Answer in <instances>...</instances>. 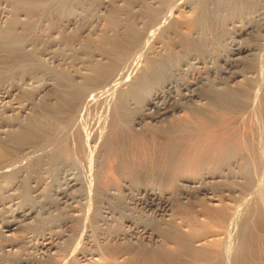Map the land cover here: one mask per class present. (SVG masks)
Returning a JSON list of instances; mask_svg holds the SVG:
<instances>
[{"label": "rangeland", "instance_id": "374dc122", "mask_svg": "<svg viewBox=\"0 0 264 264\" xmlns=\"http://www.w3.org/2000/svg\"><path fill=\"white\" fill-rule=\"evenodd\" d=\"M22 1L23 0H0V26L5 24L8 19L12 17L17 20L14 30L19 34L21 33V35H25L24 43L26 47L33 53L34 58L41 61L44 66L46 65L45 67L49 71L51 70V74H49V72L47 73L49 76L51 75L53 77H49L48 74L47 76L50 79L52 78V81L54 78L53 70L59 73L60 76H66L70 72L72 79L79 81L80 78L77 76L73 77L72 74L80 73L82 76L86 74L91 75L94 72L92 68L103 61V57L99 53L103 54L112 46L109 43L110 37H115L119 40L120 38L126 37V31H129L128 28L135 27L136 29H143L147 27L153 15L157 13H163V15L165 12L168 13L172 2L175 0H67V2L63 1V3L61 0L48 4L49 6L45 10H39L36 14L24 11V8H21ZM192 1L195 0L188 1L191 6L192 3H194ZM42 3H44V1H42ZM190 5L183 10H172L174 16H170V18H172L174 22L177 21V23L171 20L165 21V25L163 24L161 28L164 27L165 29L168 28V30H171L165 31L162 29L164 31L162 34V32H159L160 29L158 32L161 35L156 33V39H158V36L162 37L164 34H168L169 37L164 38L166 43L163 42L162 46L165 45L163 46V50L167 45L170 47L172 42H175L177 39L179 40V38H175V36L180 37L185 34L184 31L186 32L194 13L198 14L200 11L198 15L204 19L203 24L206 29L210 30L206 35L201 36L200 39L205 40L203 38L209 37V40L211 41L212 39L213 43H207V46L209 44L211 45L208 46V49L210 48L211 50L205 51V55L204 52H202V54L205 57L208 54L207 52L211 51L210 53H212V56L210 53V55H208L212 57L213 61L211 60V63H209L217 68L223 67L222 61H220L219 58L221 56L223 57L225 55L224 53H226L228 47L227 42H229V37L235 29L234 26L236 24H243L244 21H248L249 19L255 20L258 18L257 16L264 18V0H219V3L217 0H214L213 3H207L204 6H200L198 9L192 8ZM28 17L31 25L24 26ZM171 22H173L174 26ZM168 23H170L172 27ZM175 26L178 30L174 28ZM173 28L175 32H173ZM176 31L177 33H179V31L181 32L179 33L180 35L178 34L179 36L175 34ZM212 32L218 35L214 36ZM212 35L216 38H212ZM258 35L260 37H257ZM250 36V38L247 36L248 39H242L241 43L243 45L253 44L257 47L255 50L253 49L255 56L252 53L251 56L246 57L247 59L244 58L245 60L243 59V62L242 60L238 62L237 66L239 65V68L236 67L235 70L245 73L248 72L250 76L253 73V77H248L251 83L246 79L247 76H249L248 74H245L247 75L246 77L243 75L238 76L242 78L238 79L237 77V81L233 83L234 87L238 86L237 84L239 83L244 84V86L248 84L246 87H252L253 85L248 100V104H250L246 105V109L242 107L245 110L240 109L241 112L238 107L237 110L239 112L234 109L233 112H231V110L224 114L225 123L226 120L230 122L226 124L231 125L234 123V130L235 128L236 130H233L235 132L233 133L236 135L235 137H237L238 144L241 147L240 149L243 150V155L245 153L247 156H244L245 160H249V165H251L252 172H254V177L252 176V179L255 180L252 181L253 184L251 183L252 185L249 186V189L241 185L242 178L238 180V178L226 176L215 179L216 181L212 184V186H214L212 194L202 195L199 193L192 196L189 194H184L182 197L181 195L177 196L175 194L176 190H174L180 183V181H177V177L184 175L198 176V174L202 172H213L217 170V165L210 166L207 164L198 167L196 170L187 168L178 171H175V167L171 165V169L169 167H165V169L166 160L160 159L162 153L160 154V151L159 153L156 151V146L160 147L163 141L164 144L167 139L170 140L172 138L171 140H173L175 137H171L170 133H167V135L164 130H161V132L164 131L161 133L159 123L147 120L148 122L145 121L142 124V132L139 133L129 129L126 133L120 134L117 132L116 135L110 133L112 139L107 140V132H113L118 129V127L111 128L113 123H111V126L109 125L113 115L110 113L112 112L111 105L113 106L114 99H117L115 97H117L119 91H123L127 86V84L123 82L120 84L119 82L114 85L118 93L115 91L111 96V87L108 88L106 94L107 96L110 95V99L107 102L96 101V103L92 104L93 106L89 105V107L82 112L83 114L79 120L80 124H76V128L74 126H72V128L70 127L72 131L70 130L68 133L69 135L67 134L69 137L66 135L65 139L68 140H66L64 144L66 145L69 142L67 144V146L69 145L68 154H64V157L67 155L65 158L66 160H63L64 157L61 155L63 157V165L59 163L61 166L57 164L56 168L55 165H53L54 163H51L52 161L50 162V157L46 152L42 154L39 152L41 156L38 155L41 157L42 160L40 161L43 164L40 165V170L35 169L36 171H30L31 173H29L28 170L29 175L27 172H23L24 174L27 173L25 177L22 176L25 179L21 176V178L18 176H11L10 178L0 176L3 183L2 184L0 181V184H2L0 185V264H11L19 258L30 260L32 256L44 259L48 253L42 254L37 250L39 249L38 247H40L39 245H41L42 239L46 235L57 236V234L61 233L63 230H72L75 231L76 234H74V238L71 241L69 240V244L66 240H60L61 242L58 240V250L53 254L56 260L53 259L55 261H60H57L58 264H221V256L223 260H225V264H264V31L259 33L254 32ZM261 36H263V38H261ZM167 38L168 41L166 40ZM178 40L175 42L176 46ZM257 41H259V43ZM174 44H172L170 48H172ZM154 46L155 43L153 42L149 44V49H153H150L148 52L145 49L146 52L144 51V57L151 54L154 49H157L154 48ZM146 48L148 49V47ZM173 49L177 50L179 47H175L174 45ZM206 57L208 58V56ZM142 62L144 63V60ZM252 63H254V65L256 64L255 67ZM251 67L254 68H252L253 71ZM240 68L246 69L247 71ZM203 70L204 67L195 68L193 73L194 76ZM4 71V73H0V90L4 91L5 94L7 93V95L3 99H0V120H2V124H4L0 128H2L3 132L6 130L5 133L7 134L14 129L16 130L19 123L31 116V112L33 113V110L37 109L36 106L39 103L38 100H40L38 98L44 100L48 98L49 100L51 96L50 102H53V95L55 94L53 91L52 95V91L50 90L49 92H51V94L47 93L48 91L43 94L40 92L39 94L43 95L40 97L39 94L36 93V89L40 84L38 82L42 80H31L29 78L31 75L30 72L25 69L14 68L10 64H5ZM213 74L209 76V81L207 80L208 84L210 81L212 82L211 79L215 78L212 84H216V87L218 85L220 87L223 86V84L218 81L216 75ZM211 76L212 78H210ZM46 79L48 82L50 81V79ZM243 79H246L248 83ZM253 80L255 83H252ZM219 86L217 89L223 88ZM224 86L226 87L225 84ZM231 86L233 87L232 83L230 84V87ZM200 88L197 89L200 95L204 97L209 94L208 91L210 88L208 90L207 88H201L205 90V94ZM200 91H202L203 94H201L202 92L200 93ZM46 93L49 97L44 95ZM207 97L209 98V96ZM207 97L205 96L204 99L202 98L200 100L197 99L195 104L184 105L182 111L169 116V120L179 121V119H182L185 121L184 117H186L188 121L190 117L191 120L189 119V122L193 121V115L190 114L195 113L193 111H195L196 107H210L209 104L211 101H209ZM205 98H207V100H205ZM207 103L208 105H206ZM212 104L210 108L212 109L213 107V109L216 110L214 107L215 105L213 104L214 106H212ZM13 105L24 107V109L21 111L17 107H13ZM193 107L194 110L191 111ZM106 111L108 112L106 113ZM227 116H229L231 120ZM167 121L161 122V127L166 128L165 126L168 124ZM5 123L7 125H5ZM228 125V128L233 129L232 125V127ZM158 126L159 131L157 130ZM151 129H155L153 132L155 134L152 133ZM149 131L152 133L151 136L148 133ZM147 133L149 135H147ZM163 133L164 136L162 135ZM166 135L168 138H165ZM157 136H159V138H157ZM194 136L195 133H191L190 137H188H192L194 142L189 139L186 143L189 144L188 142L190 141V143L192 142L191 144H194L196 142L195 140H198V138H196V136L194 138ZM153 137L156 139H153ZM148 138L150 140H148ZM185 139L187 140V138ZM152 140L155 143H153ZM159 140H161V142H158ZM28 144L33 145L34 143L31 142ZM43 154H45L49 160L46 157L44 158L45 155ZM241 161H238L237 164H242V162H244ZM237 164L233 165L231 169L234 170L236 168L237 171H240L238 167L241 168V166L239 164L237 167ZM53 166L56 168L55 171H53ZM118 166L122 167V169L117 168ZM50 168L52 170H50ZM127 168L129 169L128 171ZM236 169L234 172H237ZM98 175L99 177H96ZM70 177L73 179L76 178L74 179L76 182L73 184L74 187L72 185H70L71 187L64 186L65 184L63 182H65V178L67 179ZM123 177H128L133 183V186H131V189L129 188L130 190L120 191L117 199L112 200L113 203L118 201L117 203L121 204L123 200L121 198H126V193L137 196L138 194H136L134 187L136 188V185L141 184L157 187L158 190L160 189V192L162 190L161 193L165 195L169 194L171 191L174 193L173 195L171 194L172 197L167 211H165L166 214H157V218L153 219L149 215L153 214L152 211L145 209H140V211H142L141 213L139 211V214H141L139 215V217L141 216L140 220L155 230L157 238L154 236L155 234L153 235L151 233V230L145 231L139 228L138 232L133 237H116V235H112L109 239H105L102 237L103 234L107 232H97L95 228L92 227L94 224L89 227L88 217H90L95 210L94 205L96 200L93 198L92 193H94L93 189H95L94 186H96V183L102 182L108 185L116 183L118 187H121L123 185ZM82 178L83 182L81 183ZM22 179L24 182L27 181L28 185L27 182L24 183L25 185H21V183L23 184ZM9 182L12 185L9 184ZM235 182H237L238 185ZM87 183L91 187L87 186ZM5 185L8 187L7 189ZM232 185L235 189L231 191L230 186ZM10 186L12 190H8ZM243 188L247 189L243 191ZM86 189H89L90 192L88 200L79 197L81 196V191L83 192ZM60 193L64 194L63 196H65V198L62 196L63 198L61 199L62 194ZM138 197H140V195H138ZM93 200H95V202H93ZM83 206L86 208L88 207V209ZM30 209L32 216L29 217V219H19L15 226L12 227L13 229L11 231L5 230L4 225L13 219L16 212L18 213ZM78 210L87 213L84 229L80 227L81 225L77 222H72L75 224L76 229L73 224L67 223L63 225L62 218L65 216L64 218L66 219L68 214L70 215L71 212L76 213ZM234 214L236 224L232 229L228 221ZM225 217L226 223L221 224L219 220ZM70 225H73V227ZM119 225L120 223L118 222L110 229L117 228ZM120 226H122L123 229L128 228L126 222H123ZM227 227L228 229H226ZM227 233L228 236L226 235ZM134 239L136 242L139 241V244L141 240L144 242L137 246L135 245L136 242ZM149 239L151 240L150 242L148 241ZM123 240L126 242L129 240L128 242L130 244L125 241L123 242ZM131 242L133 244H131ZM9 244L12 245L11 248L7 246ZM131 245H134V247ZM224 250H227L228 253H223L225 252ZM82 255L85 256L83 257Z\"/></svg>", "mask_w": 264, "mask_h": 264}, {"label": "bare ground", "instance_id": "6f19581e", "mask_svg": "<svg viewBox=\"0 0 264 264\" xmlns=\"http://www.w3.org/2000/svg\"><path fill=\"white\" fill-rule=\"evenodd\" d=\"M42 1H44V3H42ZM55 1H61V0H23L21 8L23 7L24 11H26L27 13L36 14L39 10H42V9L45 10L49 6L48 4H51ZM63 1L67 2V0H62V3ZM188 1L189 0L187 1L175 0L174 2H172L170 6V9H169L170 13L169 12L167 13L164 10L165 12L164 15L163 13H157L153 15V17L150 16L151 19L148 18L150 19V22L149 24H147V27H144L143 29H140V28L136 29L135 27L128 28L129 31H126L127 33L126 37L120 38L119 40L115 37H110L109 43L112 46L109 48V50H106L103 54L99 53L103 57V61L99 64H96L92 68L94 72L91 75L86 74L82 76L80 73L72 74L73 77L75 76L79 77L80 78L79 81L72 79L71 74L68 70L67 71L69 73L66 76H63V75L60 76L59 73L54 72L53 70L54 78L52 81L51 80L52 78L51 79L49 78L51 76V75L49 76V74H51L50 73L51 70L49 71L45 67L46 65L44 66V64H42L41 61L34 58L33 53L29 50V48L26 47L24 43L25 35L24 34L21 35V33L19 34L14 30L17 20L14 17H12L8 19V21L5 24L0 26V73L5 72L4 71L5 64H8V65L10 64L14 68H19L23 70L25 69L26 71L30 72L31 75L29 78L31 80L32 79H35L37 81L42 80L41 82H38L40 84H39V87H37L36 89L37 94H39L40 92L43 94L47 91H48L47 93L51 94V92H49L50 90L52 91V95H53V91L55 94L53 95V99H54L52 100L53 102H50L51 96L49 97L47 93L44 95H47V97L50 98L49 100L46 96L45 97L47 98V100L38 98L40 100H38L39 103L37 102L38 103L36 106L37 109L36 110L34 109L35 111L33 110V113L31 112L30 114L31 116H29L25 121L19 123V126L16 130L14 129L12 132L9 130L10 133L6 134L5 133L6 130L4 129L5 131L3 132L2 128H0V146H1L0 147V176H3L5 178L6 177L10 178L11 176L25 177V175L28 173V170H29V173H31L30 171L33 172L35 169L40 170V165H43L40 161L42 160L40 156L43 152L44 153L46 152L47 155H49L50 162L52 161L51 163H54L53 165H55V167L59 163L63 165L62 162L67 157V155L64 157V154L66 153L68 154V151H69L68 149L69 145L67 146L69 142L67 141L68 143L66 145L64 144L66 143V140H68V139H65V137L70 132L71 130L70 127L71 128L72 126L75 127V125L79 123V120L81 119V116L83 114L82 112L84 111V109L89 107V105L96 103V101L107 102L110 99L109 98L110 95L113 94L117 90V88H115L114 85H116L119 82L120 84L121 82H123L127 84V86L123 91L120 90L119 93L116 91L118 95L116 93L117 97L115 98L117 99H114L115 101L113 103V106L111 105L112 112H110L111 115L112 114L113 115H112V119L110 118L111 122L109 125L111 126V123H113L111 128L118 127V129L114 130L113 132H110V131L107 132L108 134L107 135L108 138L106 137L107 140L112 139V135L110 133H113L114 135H116L117 132L120 134L126 133V131H129V129H132V131H136L140 133L143 131L142 124L147 120L150 122L159 123L160 132L161 130H164L166 131V134L170 133L171 137L173 138L175 137L173 140H171L172 139L171 138L170 139L171 141L167 139L165 141L166 143L164 144H163L164 141L161 139L163 141L162 145H160V147L156 146L157 147L156 151L158 153L160 151V154L162 153L160 159L166 160L165 162L166 166H164V168L169 167L171 169L172 167H175V169L173 168L175 171L185 170L187 168L190 170H196L198 169V167H202V165H207V164L210 166L217 165V170L213 172H202V173H199L198 176L184 175V176L177 177V181H180L178 186H176L174 189L176 190L175 194L177 196L181 195L182 197L184 194L186 195L189 194L190 196H192V195H197L199 193L202 195L203 194L207 195L210 193L212 194L213 188H214L212 184L213 182L216 181L215 179L226 177V176H232L234 178H238V180L239 179L241 180L242 178L241 185H243V187L246 186L249 189L250 188L249 186L253 184L252 181L255 180V179H252L254 177L253 175L254 172H252V169H251L252 167L251 165H249V160H245L244 156H246V154L244 153L243 155L242 153L243 150L240 149L241 147L238 144L237 137H235L236 135H234L235 133L234 131L236 130V128L234 130V126H233L234 123L231 124L233 126V129L228 128L227 127L228 124L226 123H228L229 121L225 119L226 120V123H225L224 114H226L228 111H231V110H232L231 112H233L234 109L235 111H238L237 110L238 107H239V110L240 109L245 110L246 105L249 102L248 100L250 98V93L252 90L251 88L253 87V85L251 84L252 87H249V86L246 87L248 84L245 83L246 86H244V84L239 83L241 85L237 84L238 86L234 87V84H233L234 82L237 81L236 79L238 76L243 75L246 77L247 75L245 74H248V72L245 73L240 70L243 68L239 69L241 72L236 71L235 69L236 67L239 68V65L237 66L238 62H240L241 60L243 62V59L244 58L247 59L246 58L247 56H251L252 53L255 56L253 49L255 50L257 47H255L253 44L243 45L241 43L242 42L241 40L245 38L248 39L247 36H249L250 38L251 37L250 35L253 34L254 32L255 33L263 32L264 31V18H260L259 16H257L258 18L255 20L249 19L250 21L246 20L244 21L245 23L243 22V24L242 23L236 24L234 26L235 29L232 32L231 36L229 37L230 38L229 42H227L228 47H227L226 53H224L225 55L223 57L221 56L219 58L220 61H222L221 63L223 67L217 68V67H213L210 64L212 60V57H211L212 53H210L211 51L207 52L208 54L209 53L211 54V56H209L210 54L206 55L208 56V58L206 56L204 57L202 54V52H204V55H205L206 53L205 51L211 50L210 48L208 49V46L210 44L207 46V43H212V39L211 41L209 40V37L203 38L205 40L200 39L201 36L206 35L210 31V30H207L205 25L203 24L204 19L198 15L200 11L198 12V14L194 13L193 17L191 18V23L188 24L189 26L186 32L184 31L185 34L181 35L180 37L175 36V38H179V40L177 39L178 40L177 46L175 43L177 41L176 39H175L176 40L175 42H172L170 44V47H171V45L175 43L174 44L175 47H179L180 50L179 49L174 50L173 49L174 45L172 46V48L168 47L167 45L166 48L163 50L164 48L163 46L165 45L162 46V44L163 42L166 43V41H164V38L169 37L168 34H164V36L162 37L157 35L158 39H156L157 38L156 33L162 32L163 34L164 31L162 29H164L165 31L168 30V28L167 29H165L164 27L161 28L162 25L165 23V21H168V20L173 21V19L170 18V16L171 17L174 16L172 10L179 11V10H183L185 7L188 8V5H190L189 4L190 2ZM192 2L194 3H192V6L191 5L190 6L192 8L194 7L195 9L196 8L198 9L200 6H204L207 3H213L214 0H195ZM217 2L219 3V0H217ZM29 21L30 20L28 17V19L24 23V26L29 25L30 24ZM173 22L171 23L173 24ZM174 23H177V21ZM166 26L168 27L167 24ZM174 28H176V26ZM173 32H175V30ZM179 33L181 32L179 31ZM179 33H177L176 31L175 34L179 36L180 35ZM213 34L214 36L218 35L215 33ZM257 37H260V36L258 35ZM212 38H214L213 35H212ZM261 38H263V36H261ZM196 39H199V40H196ZM166 40L168 41V38ZM151 42L155 43L154 48H157V49H154L153 52L150 51L151 54L147 53L149 55L146 54L147 56L144 57L143 54H145L146 52L145 49L147 50V52L151 49V48L149 49V44H151ZM257 42L259 43V41ZM146 47H148V49ZM258 50H261V49H258ZM143 60H144V63L142 62ZM252 65L255 67L256 64L254 65V63H252ZM199 67H204V70L200 71L199 73H197V75L194 76L193 73H194L195 68H199ZM40 68L43 70V72ZM252 68L253 67H251V70L253 71L254 68L253 69ZM47 72H49V74ZM213 73L218 78V81H220V83L223 84V86H221L223 87L222 89H217L219 85L216 87L215 86L216 84L215 85L212 84L213 79L215 81V78L211 79L212 82L210 81L208 84L209 76L212 75ZM47 74L49 77L47 76ZM248 75L249 76H247L246 79L249 80L250 82L251 81L250 78L253 77L252 76L253 73L251 76L250 74ZM248 77L250 78L248 79ZM44 78L46 81L44 80ZM46 78H48V80L50 79V81L48 82ZM210 78H212V76ZM239 78H242V77H238V79ZM246 79H243V80H246ZM253 82L254 80L252 81V83ZM231 83L233 87L232 86L230 87ZM224 84L226 85V87L224 86ZM110 87H111V90H110L111 93L109 96H107L106 91ZM200 87L207 88V90L210 88V90L208 91L209 94L205 96L206 97L209 96V98L207 97L209 101H211L209 105L211 107V104L213 103L215 106L213 104L212 106H214L216 110H214L213 107L212 109L209 107L210 108L209 109L206 106H203V107L198 106L195 108V111H193L194 110V107H193L191 111L195 113L190 114V115H193V117L192 116L191 117L193 118L194 122L193 121L189 122V119L191 120L189 116H188L189 117L188 121L186 117H184L185 121H183L182 119H179V117L178 119L180 122L173 121V120L170 121L168 117L173 114L175 115V113L182 111V108H184V105L195 104L197 99L198 100L202 98L204 99L205 96L203 97V95H200L198 93L199 90L197 89ZM203 91L205 94V90ZM201 92L202 91H200V93ZM201 94H203V92ZM6 95L7 93L5 94L4 91L0 90V99H3ZM39 96L41 97L43 95L39 94ZM207 98H205V100H207ZM206 105H208V103ZM106 106H107V103H106ZM13 107H17L21 111H23L24 109V107H21V106L13 105ZM242 107L245 109H243ZM107 112L108 111H106V113ZM227 117L229 118V116ZM230 117H233V116H230ZM229 119L231 120V118ZM0 121H1L0 127H2L4 124H2L3 123L2 120ZM164 121L165 122L167 121L168 123V124L166 123L168 126V127L165 126L166 128L161 127L160 125L161 122H164ZM5 125L7 124L5 123ZM159 126L157 127V130ZM154 130L155 129L153 130L151 129L152 133L154 132ZM148 133L151 136L152 133H150V131ZM148 133L147 135H149ZM191 133L192 134L195 133L196 138H198V140L197 139L195 140L196 144L195 143L191 144L192 142H194V140H192V137L188 138L190 137ZM162 135L164 136V133ZM167 135L165 138H168ZM157 138H159V136H157ZM185 138H187V140ZM153 139H156V138L153 137ZM189 139H191L192 142L190 143L189 141L188 142L189 144H187L186 141H188ZM148 140L150 139L148 138ZM161 140H159L158 142H161ZM31 142L34 144L33 145L28 144ZM39 152H41V154H39ZM61 155H63L64 158ZM45 157L46 155L44 156V158ZM241 160L244 162H242ZM230 161H233V162H230ZM238 161L242 162V164L239 163L241 168L238 167L239 165L237 164ZM236 164H237L238 170L240 171H237V169L235 168L237 172H234L235 169L232 170L231 168H233L232 166ZM55 167L53 171L56 170L57 167L56 168ZM117 168L122 169V167L120 166H118ZM50 170L52 169L50 168ZM128 170L129 169L127 168V171ZM23 172H27V173L24 174ZM96 177H99V175ZM74 179L72 177L67 178V179L65 178V182H63L65 184L64 186H68V187L70 185L73 186V184L76 183ZM1 180L2 179L0 177V181ZM238 180L236 179L237 182ZM14 182H15V179H14ZM26 182L27 181L25 182L23 181V184L21 183V185H25L24 183ZM82 182H83V178H82L81 183ZM122 183L123 185L121 187L120 186L118 187L116 183L115 184L113 183L110 185L104 184L102 182L96 183V186H94L95 189H93L94 193H92L93 198L96 200V203L94 205L95 208L92 206L95 210H94V213L90 217H88L89 227L94 224L92 227L95 228L97 232H100V233L107 232L103 234V237H102L105 239H109L110 237H112V235H116V237L117 236L128 237V238L133 237L136 235L139 228H142V230L144 229L145 231L151 230V233L153 235L155 234L154 236H156L157 238V234L155 230H153L149 225L145 224L144 222L140 220L141 216L139 217V215L141 214H139V211L140 209L152 211L153 214H149V215L153 219L157 218V214L161 215L162 213H165V211H167L168 205L170 204V199L172 197L171 194L173 195L174 193L171 191L169 194L165 195L164 193H161L162 190L160 192L159 191L160 189L158 190L157 187L155 188L152 186L141 184V185H136V188L134 187L136 194L140 195V197H138V195L135 196L134 194L126 193L128 196L124 194L126 198H121L123 199L121 201V204L117 203L118 201L116 203H113L112 200L117 199L118 193L120 191H123V190L125 191L127 189L130 190L132 188L131 186H133L132 185L133 183L128 179V177L127 178L123 177ZM9 184L11 183L9 182ZM6 185L5 187L7 189L8 187ZM27 185H28V182H27ZM94 185H95V182H94ZM87 186H89V184ZM10 187L8 190H12V187L11 188ZM230 187H231L230 188L231 191L235 189L233 185ZM89 189H86L83 192L81 191V196L79 195L78 196L81 197L82 199L88 200L90 197ZM246 189L243 188V191ZM63 195L64 194L61 195V199L63 197L65 198V196ZM95 200H93V202H95ZM86 209H88V207ZM141 212L142 211H140V213ZM31 216H32L31 209L27 211L24 210L18 213L16 212L15 216H13V219L8 221L4 225V228L6 231H11L13 229L12 227L15 226V224L18 222L19 219L25 220V219H29V217ZM64 217L62 218L63 225L67 223L73 224L74 222L75 223L77 222L79 225H81L80 227H83L84 229V222L87 219V213L80 212L78 210L76 213L71 212L70 215L68 214L66 219ZM225 220H226V217L224 219L221 218V220L219 221L221 224H225L226 223ZM235 221L236 220H235V214H234L231 216V218H229V221H228L229 224L231 225L230 228L233 229V227H235L234 226L236 224ZM118 222L120 223V225H122L123 222H126L128 228L123 229L122 226L119 225V227L111 230L110 228L114 227V225ZM73 225L75 227V224ZM73 225H70V226L73 227ZM226 229H228V227ZM71 231L63 230L61 233L57 234V236H52V235L44 236V238L42 239L41 245H39L40 247H38L39 249H37L42 254L48 253L46 254V257L44 259L32 256L30 260L26 258H19V259H16V261L11 264H32V263L34 264H58L57 261L59 260L55 261L56 259L53 257V254H55L56 251L58 250V243H59L58 240L59 241L66 240L68 241V244H69V240L71 241L74 238V234H76L75 231H72V232ZM226 235L228 236V233ZM137 236H140V235H137ZM150 239L148 240L149 242L151 241ZM124 241L125 240H123V242ZM128 241L129 240H127V242ZM138 242H136L135 245L139 246L143 244L142 242L144 241L141 240L140 244ZM128 244L130 243L128 242ZM131 244L133 243L131 242ZM7 246L10 248L12 247L11 244ZM131 246L134 247V245H131ZM224 251L225 252L223 253L225 254L228 253L227 250H224ZM82 256L84 257L85 255H82ZM220 259H221V261L219 260L220 263L225 264V260H223L222 256L220 257Z\"/></svg>", "mask_w": 264, "mask_h": 264}]
</instances>
